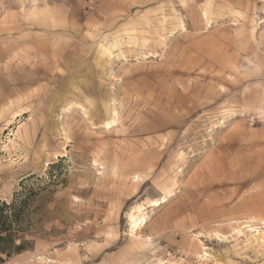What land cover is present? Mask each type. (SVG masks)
Returning a JSON list of instances; mask_svg holds the SVG:
<instances>
[{"label": "rangeland", "instance_id": "374dc122", "mask_svg": "<svg viewBox=\"0 0 264 264\" xmlns=\"http://www.w3.org/2000/svg\"><path fill=\"white\" fill-rule=\"evenodd\" d=\"M30 175L4 264H264V0H0V202Z\"/></svg>", "mask_w": 264, "mask_h": 264}, {"label": "trees", "instance_id": "16d2710c", "mask_svg": "<svg viewBox=\"0 0 264 264\" xmlns=\"http://www.w3.org/2000/svg\"><path fill=\"white\" fill-rule=\"evenodd\" d=\"M38 180L33 175L22 179L10 201L0 202V264L31 249L28 236L34 224L33 208L41 191L33 182Z\"/></svg>", "mask_w": 264, "mask_h": 264}, {"label": "bare ground", "instance_id": "6f19581e", "mask_svg": "<svg viewBox=\"0 0 264 264\" xmlns=\"http://www.w3.org/2000/svg\"><path fill=\"white\" fill-rule=\"evenodd\" d=\"M164 203V200H162L161 202H152L151 205L153 207H158L160 206V204ZM130 224H131V230L132 232L136 231L139 229L140 226L144 225L145 224V218L142 216V217H134V215H131L130 216ZM264 236V234H263Z\"/></svg>", "mask_w": 264, "mask_h": 264}]
</instances>
